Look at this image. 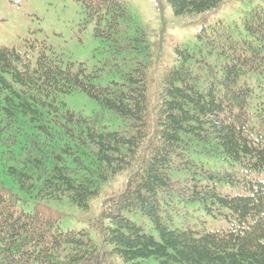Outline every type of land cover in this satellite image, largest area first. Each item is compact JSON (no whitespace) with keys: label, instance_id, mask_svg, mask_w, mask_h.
Returning a JSON list of instances; mask_svg holds the SVG:
<instances>
[{"label":"trees","instance_id":"obj_1","mask_svg":"<svg viewBox=\"0 0 264 264\" xmlns=\"http://www.w3.org/2000/svg\"><path fill=\"white\" fill-rule=\"evenodd\" d=\"M225 1L168 0L177 16ZM84 5L106 43L102 66H76L30 38L22 49L0 47L2 156L26 194L0 186V264H264V182L253 176L264 171V6L244 15L246 35L222 20L204 26L195 47H177L158 70L124 0ZM107 68L120 77L101 85ZM75 91L99 111L70 109L61 97ZM224 163L238 169L211 167ZM124 172V189L88 227L61 225L51 201L89 210L101 185ZM226 176L240 192L219 188ZM190 204L230 226L176 223L192 215Z\"/></svg>","mask_w":264,"mask_h":264},{"label":"rangeland","instance_id":"obj_2","mask_svg":"<svg viewBox=\"0 0 264 264\" xmlns=\"http://www.w3.org/2000/svg\"><path fill=\"white\" fill-rule=\"evenodd\" d=\"M135 17L138 28L144 33L147 41L146 60L155 63L158 70L171 65L177 47H195L199 41L197 35L207 25L222 22L231 27L237 36H244L243 17L246 12L256 6H264V0H226L217 10L203 14H174L168 0H124ZM97 23L92 19L84 5V0H0V47H17L22 49L25 39L45 42L65 61H73L77 66L84 63L88 70L96 69L106 63L108 53L106 43L96 35ZM120 74L110 72L107 68L98 79L101 85H107L112 79H119ZM61 99L67 106L85 117H91L99 111L98 102L84 91L66 94ZM0 144V186L26 197L18 184L7 172V164L2 156ZM213 169L233 173V167L227 163L213 166ZM237 174L242 175L241 172ZM219 177H221L218 174ZM253 176L264 182V171L253 173ZM128 174L121 173L103 183L99 194L90 203L89 210H83L68 202L51 201L50 206L59 213L63 227L81 229L88 227L100 215L105 200L118 195L125 187ZM219 188L224 193L240 192L234 185V176L218 179ZM189 213L178 216L176 223L185 216L191 220L204 222L210 229H227L230 223L225 218H216L199 204H190ZM132 219L145 224L147 230L150 223L146 217L129 214ZM91 235L100 244L102 238L98 231L90 227ZM157 235V232L152 230ZM149 264L156 263L151 259ZM124 264V262H119Z\"/></svg>","mask_w":264,"mask_h":264}]
</instances>
